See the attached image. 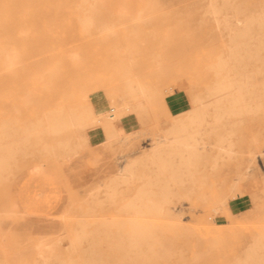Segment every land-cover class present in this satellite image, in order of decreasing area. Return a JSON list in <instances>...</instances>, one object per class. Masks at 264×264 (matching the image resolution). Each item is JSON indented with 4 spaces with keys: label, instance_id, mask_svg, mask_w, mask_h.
Wrapping results in <instances>:
<instances>
[{
    "label": "rangeland",
    "instance_id": "obj_1",
    "mask_svg": "<svg viewBox=\"0 0 264 264\" xmlns=\"http://www.w3.org/2000/svg\"><path fill=\"white\" fill-rule=\"evenodd\" d=\"M229 1L0 0V143L14 149L0 150V264L264 263V0ZM230 65L239 73L222 69ZM127 67L145 89L134 100ZM232 74L262 79L251 81L252 104L245 96L254 109L217 122L210 103ZM122 96L132 112L122 125L131 126L110 140L120 124L105 126L100 146L48 151L60 139L74 145L66 129L22 144L46 112L79 111L84 99L118 106ZM197 110L198 153L163 201L167 172L155 181L154 149ZM46 173L59 180L60 208L29 214L19 192L42 197L56 186ZM143 186L155 200L144 201L153 226L134 247L121 221Z\"/></svg>",
    "mask_w": 264,
    "mask_h": 264
},
{
    "label": "bare ground",
    "instance_id": "obj_2",
    "mask_svg": "<svg viewBox=\"0 0 264 264\" xmlns=\"http://www.w3.org/2000/svg\"><path fill=\"white\" fill-rule=\"evenodd\" d=\"M224 3L230 5L229 0H224ZM211 6L215 8L216 3H213ZM211 12L215 15V19L220 23L216 9H213ZM246 21L247 20L239 19L238 23L244 25ZM236 53H238V51L231 52L230 56H233ZM225 61L233 60H223V62ZM222 69H225L230 73L233 71H235L234 73H239L240 71V69L231 65ZM124 73L125 74L122 78L124 79L125 87H127L125 95L128 97V100L136 99L137 92H143V94H145V89L143 87L134 86L133 79L129 75L130 72L128 67L127 69H124ZM227 78V81L218 88L219 93L215 97V101L210 103H215L218 107L217 109H219L216 114L217 122L221 121L229 113L243 114L253 110L254 107L251 104L254 102V97L256 95L255 91L251 90V87L257 86L258 83H253L251 81L257 79L258 82H261L262 80L254 75L244 76L238 74L228 75ZM124 82L122 81V84ZM247 93H249L253 99L251 104H248L245 101ZM126 96L120 98L121 101L118 106L107 105L105 107H99L95 106L90 100L84 99V103L81 106L82 109L79 111L57 108L51 114L46 112L36 123L25 127L23 134L21 135L22 144L24 141L35 139V137H37L35 140L41 141L46 135H53L57 132L62 134L66 129L73 135V146H70L64 139H60L58 142L54 141L51 145L46 143L45 148L54 153L58 150H62L63 153H65V156H72L73 153H76L79 146L89 142L90 135L93 131L99 134L104 130L105 126H108L110 123L118 122L120 124L119 126L122 127L121 129H119V126L114 127L113 131L108 133L106 137L110 140L112 137L118 135L122 128L131 126V123L122 125V119L129 120L130 114H132L131 110H129L131 105L128 102L122 101ZM223 101L225 102V105L221 106L220 103ZM204 121V115L200 110L194 111V115H191L190 120L177 119L169 127L165 135L162 136V140L156 145L157 147H155L154 151L157 159L156 164L158 166V174L155 181L160 182L161 179L159 178V175L165 173V171L167 172V177L165 178V193L162 196L163 201L169 200L171 186L178 183L183 184L185 182L186 166L191 164L190 159L193 155H196L199 150L197 147L199 143L198 134L200 133V126ZM187 122H195L196 125L192 123L191 127L188 128L186 126ZM58 138H60V136ZM2 149L8 150V152L14 151L13 148H7L0 143V150ZM20 150H22V146L20 147ZM6 160L7 156L4 154L3 161ZM149 182H151V180ZM145 199L149 202L155 201L151 197L150 190L143 186L141 191L138 192L136 199L128 204L129 211L127 218L121 221L122 224L131 225V232L133 233L131 236V244L134 247H141L143 238L146 237V233L151 232L153 226V223L146 219V216L149 213L147 208L150 205L144 202ZM151 205L154 206L153 204ZM157 209L162 210L161 207ZM80 222L85 221L81 220ZM104 222H106V224H113L116 223V220L108 218ZM138 262H146V259H139ZM261 262L263 263L264 259Z\"/></svg>",
    "mask_w": 264,
    "mask_h": 264
},
{
    "label": "crops",
    "instance_id": "obj_3",
    "mask_svg": "<svg viewBox=\"0 0 264 264\" xmlns=\"http://www.w3.org/2000/svg\"><path fill=\"white\" fill-rule=\"evenodd\" d=\"M102 134H97L93 131L90 135V145L91 146H100L102 143ZM47 177H50L52 180H56V186H48L46 192L42 197L34 198L32 200L28 195L26 190L22 187L19 192V198L25 204V211L32 215L38 216H47L55 213L60 208V202L58 201L59 193V180L54 176V174L46 173L44 174Z\"/></svg>",
    "mask_w": 264,
    "mask_h": 264
}]
</instances>
